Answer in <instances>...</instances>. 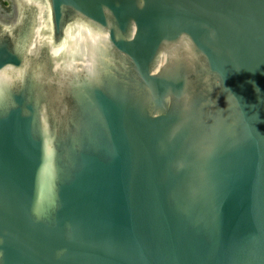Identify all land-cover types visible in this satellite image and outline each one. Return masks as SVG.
<instances>
[{
    "label": "water",
    "instance_id": "1",
    "mask_svg": "<svg viewBox=\"0 0 264 264\" xmlns=\"http://www.w3.org/2000/svg\"><path fill=\"white\" fill-rule=\"evenodd\" d=\"M0 264H264V0H0Z\"/></svg>",
    "mask_w": 264,
    "mask_h": 264
},
{
    "label": "flooded vegetation",
    "instance_id": "2",
    "mask_svg": "<svg viewBox=\"0 0 264 264\" xmlns=\"http://www.w3.org/2000/svg\"><path fill=\"white\" fill-rule=\"evenodd\" d=\"M9 11V10H8Z\"/></svg>",
    "mask_w": 264,
    "mask_h": 264
}]
</instances>
